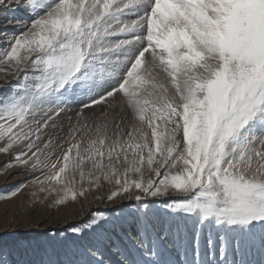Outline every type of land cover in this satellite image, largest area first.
Listing matches in <instances>:
<instances>
[{
	"label": "snow or ice",
	"instance_id": "1",
	"mask_svg": "<svg viewBox=\"0 0 264 264\" xmlns=\"http://www.w3.org/2000/svg\"><path fill=\"white\" fill-rule=\"evenodd\" d=\"M21 4L30 23L0 48L2 168L32 173L55 205L101 181L108 201L179 198L163 224L141 213L131 249L113 245L119 264H264V0H0V12ZM117 97L119 111L70 123L64 149L70 104ZM91 256L80 264H106ZM0 264L36 262L0 250Z\"/></svg>",
	"mask_w": 264,
	"mask_h": 264
},
{
	"label": "rangeland",
	"instance_id": "2",
	"mask_svg": "<svg viewBox=\"0 0 264 264\" xmlns=\"http://www.w3.org/2000/svg\"><path fill=\"white\" fill-rule=\"evenodd\" d=\"M8 2L15 8L20 0ZM12 19L14 21L9 24L8 21ZM30 20L31 17L23 10L22 4L16 11L0 12V28L6 24H9L10 28L15 24L20 25V28L12 33L6 34L0 29V39L8 37V40H11L14 35L20 34L24 23L29 24ZM8 79L14 82L12 77ZM3 84L5 81L0 78V85ZM81 99L88 103L92 97ZM81 99L70 104V110L64 112L57 121L58 125L63 126L60 143L64 149L68 146L70 123H87L91 126L103 112L111 113L113 109L119 111L121 107L118 97L115 100L110 98L108 105L99 104L91 108H83ZM81 110L83 115L77 117ZM69 117L72 118L71 122ZM64 149L57 148L56 155L59 156ZM10 158L9 155L0 154V197H9L0 199V250L9 259H23L36 264L49 260L56 264H80L82 260H93L91 250L94 249L97 250L95 259H103L106 264H119L121 256L113 245L125 253L131 249L133 233L141 219V213H147L146 219L151 224H163L172 215L166 205L179 199L175 196L147 197L138 203L134 199L123 197L108 201L107 195L114 190V186L101 181V188L90 190L76 201L55 205V195L40 193L32 186V173L17 175L23 170L2 168ZM21 182H25V186L17 195L11 196ZM34 192L37 193L36 196L33 195ZM137 208L140 209L139 212ZM94 220L99 222V226L93 223ZM166 247L172 251V258L175 259L176 253L171 249V245ZM13 248L18 249L19 255H8L9 250Z\"/></svg>",
	"mask_w": 264,
	"mask_h": 264
},
{
	"label": "bare ground",
	"instance_id": "3",
	"mask_svg": "<svg viewBox=\"0 0 264 264\" xmlns=\"http://www.w3.org/2000/svg\"><path fill=\"white\" fill-rule=\"evenodd\" d=\"M11 21H14V19H12ZM28 25L27 22L24 23V25L22 26V29H21V32H23L25 30V26ZM20 28V25L19 24H15L13 25L12 28H10L9 24H6L5 26H3L2 30H4L7 33H12L14 32L13 30H18ZM20 32V33H21ZM18 33V32H17ZM7 39H0V48L6 46V42L8 41V37H6ZM168 246V245H167Z\"/></svg>",
	"mask_w": 264,
	"mask_h": 264
}]
</instances>
